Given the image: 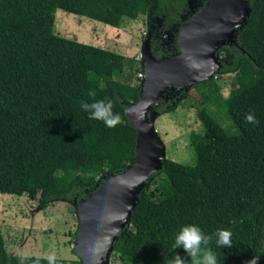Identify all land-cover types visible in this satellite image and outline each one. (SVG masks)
I'll return each mask as SVG.
<instances>
[{
  "label": "trees",
  "instance_id": "trees-1",
  "mask_svg": "<svg viewBox=\"0 0 264 264\" xmlns=\"http://www.w3.org/2000/svg\"><path fill=\"white\" fill-rule=\"evenodd\" d=\"M248 1L251 14L236 43L217 52L222 62L217 75H231L228 86L235 95L218 90L211 99L234 128H225L206 107L198 109L209 136L189 135L196 164L163 160L141 193L131 227L115 244L112 254L119 264H164L175 252L190 264L183 249L172 248L186 225L213 237L218 264H247L255 256L264 264V0ZM142 6L147 24L162 21L150 39L154 58L178 54L176 39L193 14L188 0H0L1 194L26 195L40 210L64 202L78 213V200L134 163L137 132L127 107L140 100L142 84L121 75L143 71L142 49L139 59L128 57L57 35L54 25L62 9L119 29L126 20H137ZM164 35L169 45L161 44ZM216 78L194 86H216ZM92 89L95 98L87 95ZM189 91L152 110L158 116L174 112L189 100ZM93 99L112 100L121 123L108 128L89 119L80 102ZM248 114L258 123H247ZM220 229L231 231L232 247H216ZM21 257L23 264H49L46 258L10 254L0 229V264H21ZM55 264L84 263L56 258Z\"/></svg>",
  "mask_w": 264,
  "mask_h": 264
},
{
  "label": "water",
  "instance_id": "water-1",
  "mask_svg": "<svg viewBox=\"0 0 264 264\" xmlns=\"http://www.w3.org/2000/svg\"><path fill=\"white\" fill-rule=\"evenodd\" d=\"M251 10L248 0H207L182 25L176 39L179 53L160 61L154 58L147 37L141 58L145 70L142 93L137 103L127 107L128 122L137 132L135 161L77 201L80 226L74 252L84 264H111L115 244L131 227L143 189L163 168L165 147L155 128L158 114L153 104L216 77L222 68L218 50L236 43Z\"/></svg>",
  "mask_w": 264,
  "mask_h": 264
},
{
  "label": "rangeland",
  "instance_id": "rangeland-1",
  "mask_svg": "<svg viewBox=\"0 0 264 264\" xmlns=\"http://www.w3.org/2000/svg\"><path fill=\"white\" fill-rule=\"evenodd\" d=\"M201 0H188L194 7ZM146 8L142 6L137 20H126L121 27L114 29L109 25L88 17L70 14L62 9L55 14L54 32L57 35L77 40L81 43L101 47L125 56L139 59L148 35ZM160 22V20H159ZM123 54V55H124ZM136 70L121 76L131 84L138 83ZM216 86L200 84L189 90V100L179 103L174 112L156 118L155 128L165 147L167 159L183 165H195L196 156L190 144L189 135L197 132L208 137V132L198 118L197 112L206 107L208 112L225 128H234L230 117H225L211 103L213 95L219 90L225 97L234 96L228 86L231 75H217ZM99 177V175H97ZM78 209V207H77ZM80 222L73 206L64 202L51 204L46 210L38 208L37 201L28 196H15L0 193V229L6 247L12 255L56 258L74 261L78 259L73 251L78 236ZM120 260L111 256V264Z\"/></svg>",
  "mask_w": 264,
  "mask_h": 264
},
{
  "label": "clouds",
  "instance_id": "clouds-1",
  "mask_svg": "<svg viewBox=\"0 0 264 264\" xmlns=\"http://www.w3.org/2000/svg\"><path fill=\"white\" fill-rule=\"evenodd\" d=\"M87 95L95 98L96 91L94 89L89 90ZM80 107L83 111L89 113V119L102 121L108 128H114L121 123V116L120 114L113 112L114 103L110 99H93L92 102L82 100L80 102ZM245 119L247 123H258L252 114H248ZM214 235L216 247H232L233 242L231 231L220 229L217 230ZM212 240L213 237L206 235L198 226L186 225L175 235L172 248L174 250L183 249L187 254V257H190V264H218L217 256L210 247ZM46 259L49 264H55V255H48ZM259 259V257L255 256L248 261L247 264H258ZM21 264H23V257H21ZM164 264H189V261L183 259L175 252V255L165 259Z\"/></svg>",
  "mask_w": 264,
  "mask_h": 264
},
{
  "label": "flooded vegetation",
  "instance_id": "flooded-vegetation-1",
  "mask_svg": "<svg viewBox=\"0 0 264 264\" xmlns=\"http://www.w3.org/2000/svg\"><path fill=\"white\" fill-rule=\"evenodd\" d=\"M202 1V0H201ZM201 1H199V3H197L194 7H192V5L188 2V4H189V11H190V13H193L192 14V17L188 20V21H186L185 23H187V22H189L195 15H197L199 12V10H200V8L201 7H204V6H202L203 5V3H201ZM207 2V1H206ZM200 7V8H199ZM199 9V10H198ZM198 10V11H197ZM188 11V12H189ZM197 11V12H196ZM188 14V13H187ZM186 14V15H187ZM185 16V15H184ZM183 16V19L185 18ZM187 17V16H186ZM162 21H160L159 22V20L157 21V22H155L156 24H158L157 26L156 25H152V24H148L149 25V28L147 29V31H148V35H150V38L151 39H153V37H154V31H157V28H159L160 27V23H161ZM184 23V24H185ZM161 28V27H160ZM159 28V29H160ZM162 32V31H161ZM165 33H166V31H165ZM160 41H161V44L163 45V46H166V45H169V40H167V38H166V35H164V36H161L160 37ZM171 42H173V39L171 40ZM170 42V43H171ZM172 49H174L173 47H172ZM141 74H143V75H145V70L143 69V71L142 72H140ZM144 80H145V78L144 79H138V81L142 84V87H143V84H144ZM176 94V93H175ZM175 94H173V95H169V97H170V101H172V96H174Z\"/></svg>",
  "mask_w": 264,
  "mask_h": 264
},
{
  "label": "built area",
  "instance_id": "built-area-1",
  "mask_svg": "<svg viewBox=\"0 0 264 264\" xmlns=\"http://www.w3.org/2000/svg\"><path fill=\"white\" fill-rule=\"evenodd\" d=\"M138 78L139 79H144L145 78V75H143V74L140 73V74H138Z\"/></svg>",
  "mask_w": 264,
  "mask_h": 264
}]
</instances>
